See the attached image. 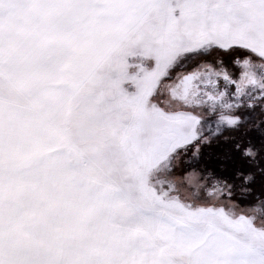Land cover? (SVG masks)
<instances>
[{"label": "snow or ice", "instance_id": "1", "mask_svg": "<svg viewBox=\"0 0 264 264\" xmlns=\"http://www.w3.org/2000/svg\"><path fill=\"white\" fill-rule=\"evenodd\" d=\"M0 264H264V0H0Z\"/></svg>", "mask_w": 264, "mask_h": 264}]
</instances>
